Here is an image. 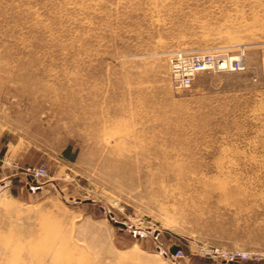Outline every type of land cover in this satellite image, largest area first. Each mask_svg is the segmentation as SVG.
<instances>
[{"label": "rangeland", "instance_id": "rangeland-1", "mask_svg": "<svg viewBox=\"0 0 264 264\" xmlns=\"http://www.w3.org/2000/svg\"><path fill=\"white\" fill-rule=\"evenodd\" d=\"M8 143L49 177L0 189V264H264V0H0Z\"/></svg>", "mask_w": 264, "mask_h": 264}, {"label": "built area", "instance_id": "built-area-1", "mask_svg": "<svg viewBox=\"0 0 264 264\" xmlns=\"http://www.w3.org/2000/svg\"><path fill=\"white\" fill-rule=\"evenodd\" d=\"M245 60L246 53L243 49L236 55L178 51L171 59L170 66L175 86L186 87L191 85L196 73L200 71L243 72L246 70ZM26 174L36 185H41L49 177L48 164L41 162L38 166L29 167L26 169ZM224 255L227 261L232 263L253 258L249 252L242 251L229 252ZM254 255L257 260L263 257L261 254Z\"/></svg>", "mask_w": 264, "mask_h": 264}, {"label": "crops", "instance_id": "crops-1", "mask_svg": "<svg viewBox=\"0 0 264 264\" xmlns=\"http://www.w3.org/2000/svg\"><path fill=\"white\" fill-rule=\"evenodd\" d=\"M8 147L12 148H9L7 153L0 157V189L4 188L10 193L16 178L25 177L28 190V176L24 172L25 168L28 167V145H11L8 143ZM59 160L64 165H67L71 162L72 156L67 150L64 155L61 154ZM39 188L42 190L44 187L41 186Z\"/></svg>", "mask_w": 264, "mask_h": 264}, {"label": "water", "instance_id": "water-1", "mask_svg": "<svg viewBox=\"0 0 264 264\" xmlns=\"http://www.w3.org/2000/svg\"><path fill=\"white\" fill-rule=\"evenodd\" d=\"M115 224H116V225H123L122 222H118V221H116ZM178 250H179V246L174 245L173 247H171L170 252H171L172 254H175ZM235 264H241V263L236 262Z\"/></svg>", "mask_w": 264, "mask_h": 264}]
</instances>
